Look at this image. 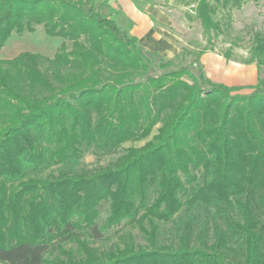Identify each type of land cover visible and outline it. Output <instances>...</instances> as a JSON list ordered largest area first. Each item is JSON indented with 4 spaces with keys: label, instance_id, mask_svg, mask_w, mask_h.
<instances>
[{
    "label": "trees",
    "instance_id": "16d2710c",
    "mask_svg": "<svg viewBox=\"0 0 264 264\" xmlns=\"http://www.w3.org/2000/svg\"><path fill=\"white\" fill-rule=\"evenodd\" d=\"M175 1L209 38L186 66L98 0H0V51L62 39L0 58V264H264V38L233 60L258 67L250 94L215 83L200 58L239 0Z\"/></svg>",
    "mask_w": 264,
    "mask_h": 264
},
{
    "label": "rangeland",
    "instance_id": "374dc122",
    "mask_svg": "<svg viewBox=\"0 0 264 264\" xmlns=\"http://www.w3.org/2000/svg\"><path fill=\"white\" fill-rule=\"evenodd\" d=\"M135 2L144 8H149L150 6L161 7L172 16L175 25L174 32L180 35L182 39L181 51L189 53L184 61L178 62L181 66L192 63L198 57L199 51L209 47V38L204 34L200 22L195 19L194 5L186 6V4L176 2L175 0H135ZM102 13H108V9H103ZM218 18L221 21L222 31L219 37L213 40L214 50L209 52L218 54L223 58H225V54L229 53L231 60L225 59L233 63H236L233 60L244 61L249 58L255 36L259 34L264 38V0H239L237 6L221 7L218 12ZM120 27L125 29L123 26ZM61 44V38L48 37L45 35L43 27H37L36 32L33 34L27 33L23 37L14 35L0 51V58L11 59L22 52L41 53L46 56H52ZM193 68L196 69L195 73L197 74V67L194 66ZM175 69H178V67ZM161 73L163 71L158 68H154L151 72L152 75ZM259 76L260 73L258 71V79ZM261 76H264V68L262 69ZM151 138L152 136L140 142H130L125 144L124 147H140ZM96 161L97 158L92 155L85 157V162L89 165H106L109 159L107 161L102 160L100 163ZM102 216L105 217L104 212ZM117 230L118 228H114L108 232L113 237V240L117 238L115 234ZM134 233L138 235V230L135 229ZM138 240L144 243L142 238L138 237ZM110 243L111 241L98 242L93 245L103 249L108 248Z\"/></svg>",
    "mask_w": 264,
    "mask_h": 264
},
{
    "label": "crops",
    "instance_id": "0c3cea01",
    "mask_svg": "<svg viewBox=\"0 0 264 264\" xmlns=\"http://www.w3.org/2000/svg\"><path fill=\"white\" fill-rule=\"evenodd\" d=\"M98 1L106 4L108 11L112 9L116 12L115 18L119 25L129 27L130 34L138 39L145 50L158 53L168 60L181 52L182 39L174 32L172 16L163 8L140 7L135 0ZM200 63L207 78L230 87H243L242 94H250V87L258 83V67L255 64L229 62L212 52L203 54Z\"/></svg>",
    "mask_w": 264,
    "mask_h": 264
}]
</instances>
